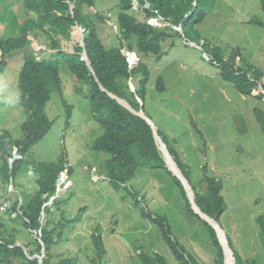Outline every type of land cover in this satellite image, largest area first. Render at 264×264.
I'll use <instances>...</instances> for the list:
<instances>
[{"label":"rangeland","instance_id":"obj_1","mask_svg":"<svg viewBox=\"0 0 264 264\" xmlns=\"http://www.w3.org/2000/svg\"><path fill=\"white\" fill-rule=\"evenodd\" d=\"M203 2L206 15L194 27L200 38L198 45L188 41L193 33L188 40L176 38L172 47L171 41L165 40L159 61L153 55L139 56L149 71L142 113L189 167L192 183L202 177L204 165L221 181L226 210L218 225L231 251L241 264H264L256 223L264 215V132L259 124L264 119V103L241 95L212 61L215 55L224 60L233 55L239 69H257L263 78L251 96L260 93L264 83V28L251 21L264 24V0ZM118 4L119 0H93V8L84 11L98 40L107 48L118 45ZM13 10L22 14L20 5L15 4ZM95 13L104 20L97 19ZM148 23L165 26L159 17ZM10 35L0 27V37ZM79 35L75 28L69 41L61 40L62 49L71 51ZM29 39L31 44L24 52L6 56V67L0 74V130L8 131L13 139L22 138L24 110L18 103V73L23 56L30 49L39 57L49 42L41 35ZM159 77L162 92L156 90ZM61 78V93H52L45 106L50 128L30 148L15 178L26 192H34L36 176L29 166L36 168L55 162L60 155L66 157L69 173L60 177V189L54 197L62 201L64 219L78 220L64 229L63 240L53 247L54 260L73 257L77 264H139L138 248H142L162 255L167 264H177L158 228L141 216L139 208L144 207L152 215L167 219L175 239L199 264H213L215 251L206 229L186 214L179 190L165 170L139 167L134 178L118 190L111 186L105 169L110 156L91 149L103 129L91 118L85 93L74 91L78 84L72 76L61 72ZM129 192L136 194L139 206L134 205ZM95 228L105 249L101 260L90 239Z\"/></svg>","mask_w":264,"mask_h":264},{"label":"trees","instance_id":"obj_2","mask_svg":"<svg viewBox=\"0 0 264 264\" xmlns=\"http://www.w3.org/2000/svg\"><path fill=\"white\" fill-rule=\"evenodd\" d=\"M16 1L21 2L23 15L33 11L34 16L24 15L19 22L11 10V5L0 0V27L11 32V36L0 38V74L6 67L7 55L24 51L29 46L30 34L34 37L39 33L44 35L49 40L47 50L51 53L37 60L34 52L29 49L23 56L18 73V103L24 110V120L20 125L22 138L13 139L8 131L0 130V203L2 200L8 202L7 209L0 214V264H38L37 259L29 258L34 256H42V264H77L73 257L54 260L52 249L63 240L66 234L64 229L77 223L78 217L63 218V211L60 209L62 201L59 197L54 198L51 205H46L56 193L59 175L65 171L67 175L69 173L66 157L60 155L55 162L41 163L36 168L29 166L36 176L34 192H26L15 181L30 148L50 128L45 106L52 93H61V72H68L78 84L74 86L75 92L85 93L91 118L103 129V134L93 142L91 149L110 156L105 162V169L111 186L118 190L134 178L139 167L165 170L179 190L186 214L197 219L206 229L215 251L213 264H225L214 226L201 220L193 212L180 181L167 169L157 150L150 126L108 96L109 93L126 101L135 112L142 111L149 71L139 56L153 55L159 61L162 57L161 44L165 40L171 41L169 46L172 47L173 40L191 39L193 33L192 40L188 41L198 45L200 38L194 27L206 15L203 0H119L116 20L118 45L110 48L100 43L93 24L91 25L84 12L85 9L93 8V0ZM133 1L137 4L136 9H133ZM70 5H73L71 11ZM95 15L97 19L104 20L97 13ZM158 17L165 26L153 27L148 24L149 19ZM251 23L264 28V24L259 21ZM73 26H79L83 31L84 49L77 44L73 47V53L69 54L62 50L60 42L69 41ZM174 27H180L182 34L174 30ZM83 50L89 66L80 56ZM124 51L134 53L138 62L129 65ZM215 57L212 61L220 68L221 76L230 81L241 95L264 103V83L260 85V93L251 96L263 78L260 71L251 69L250 66L246 70L239 69L233 55L225 60L218 55ZM130 82L133 91L129 87ZM156 90H164L161 77L157 79ZM255 113L258 118L257 110ZM259 124L264 132V119H260ZM156 133L189 184L199 211L218 224L226 210L221 194V181L211 176L204 165L202 177L192 183L189 167L180 160L175 151L169 149L157 131ZM14 154L17 158L9 163L8 160L13 159ZM28 170L29 168L26 172ZM10 185L12 192L8 191ZM129 193L133 197L134 205L139 206L136 194ZM139 212L158 228L163 243L177 264H199L175 239L165 217L152 215L144 207L139 208ZM256 223L264 248V215L258 217ZM90 239L98 260H101L105 249L99 229L95 228ZM138 250L139 264H167L165 258L158 253L150 254L142 248ZM233 257L235 264H241L235 253Z\"/></svg>","mask_w":264,"mask_h":264},{"label":"water","instance_id":"obj_3","mask_svg":"<svg viewBox=\"0 0 264 264\" xmlns=\"http://www.w3.org/2000/svg\"><path fill=\"white\" fill-rule=\"evenodd\" d=\"M176 30L179 33H181V29L179 27L176 28ZM81 36H82V34H81V30H80V37ZM82 42H83L82 40L77 41V43H79L81 46H82ZM81 57L86 62V64L89 66V62L87 60V57H86V54H85L84 51L82 52ZM129 86H130V89L133 91L134 90L133 86L130 85V84H129ZM108 96L113 98V99H115L121 106H123L124 108L128 109L133 114H135L138 117L142 118L150 126V128L152 130L153 138H154V141H155V145L157 147V150L159 151V153H160V155H161V157H162L167 169L180 181V183H181V185H182V187H183V189L185 191V194H186V196H187V198H188V200L190 202V205H191V207L193 209V212L195 214H197L199 216V218H201V220L206 221L209 224L214 226L218 242H219V244L221 245V248H222L224 263L225 264H230V263L227 262V259H226V252L228 251L230 253V256H231V264H235L233 253H232L231 249L229 248V246L227 244V240L225 238L224 232L222 231L220 226L213 219H211L208 216H206L203 213H201L199 211V209L197 208V206L195 205V203H194V195H193V192H192L189 184L187 183V181L185 180V178L181 174V172L178 169L177 165L174 163V161L169 156V153L167 151V148H166L165 144L162 142L160 137L157 135L156 130H155L154 126L152 125V123L147 119V117L142 113L141 110L139 112H135L133 109L130 108V106L127 104L126 101H124L122 99H119V98H116L112 94H108ZM160 146H162L163 150L160 148ZM166 158H168V160L172 163V165H173V167L175 169L174 171L170 168ZM24 252L26 253L25 249H24ZM29 258H35V259H37L38 264H42V256H34V257H29Z\"/></svg>","mask_w":264,"mask_h":264},{"label":"clouds","instance_id":"obj_4","mask_svg":"<svg viewBox=\"0 0 264 264\" xmlns=\"http://www.w3.org/2000/svg\"><path fill=\"white\" fill-rule=\"evenodd\" d=\"M6 1V3L7 4H10L11 5V10L14 12V10H13V6H15V4H17V5H20L21 6V2H18V1H16V0H11V2H9L8 0H5ZM133 2H135V1H133ZM132 2V4H133V6H136L137 4H136V2H135V4ZM147 7V6H146ZM72 8H73V5H70V11L72 10ZM21 9H22V6H21ZM15 13V12H14ZM16 14V13H15ZM34 14V12L33 11H28V12H26L24 15H26V16H34L33 15ZM23 15V10H22V14H20V15H17L16 14V17H17V19H18V21L19 22H21V20H22V16H24ZM160 18V17H159ZM152 19H156V18H152ZM152 19H149V20H152ZM161 19V18H160ZM148 22V21H147ZM148 24H150V23H148ZM151 25V24H150ZM152 26V25H151ZM78 29L79 30V32H80V30H81V34H82V36L80 37V35H79V38L80 39H76L77 41H79V40H82L83 41V31H82V29L79 27V26H73L72 27V29H71V33H72V31H74V29ZM178 28V27H177ZM180 28V27H179ZM3 30H4V28H2ZM181 29V28H180ZM174 30H176V28L174 27ZM5 31V30H4ZM6 31H7V33L8 34H11V32L9 31V29H6ZM177 31V30H176ZM36 32H38V31H36ZM178 32V31H177ZM180 34H182V32L180 33ZM41 34L39 33L36 37H34L33 35H29L28 36V40L30 41V39H29V37L30 38H32V39H34V38H36V39H38L39 38V36H40ZM11 36V35H10ZM41 36H43L44 37V35H41ZM6 37H8V36H6ZM70 37H71V34H70ZM0 38H5V37H0ZM76 41V42H77ZM31 44V43H30ZM29 44V45H30ZM79 45V46H81L79 43H75V45ZM83 49H84V44H83V42H82V46H81ZM63 50V49H62ZM21 51V50H20ZM32 51V50H31ZM43 51H47V48L45 49V50H43ZM64 51V50H63ZM84 51V50H83ZM82 51V52H83ZM24 52V51H23ZM34 52V51H33ZM66 53H69V54H72L73 53V48H72V50L71 51H69V52H67V51H65ZM82 52H81V54H82ZM85 52V51H84ZM16 53H19V52H16ZM16 53H13V54H16ZM35 53V52H34ZM124 53H125V58H126V61L128 62V64L129 65H134V64H136L137 62H138V59L136 58V55L134 54V53H129V52H125L124 51ZM13 54H9V55H13ZM39 57H36L35 56V54H34V56H35V58L37 59V60H39L40 59V57H42L43 55H45L46 53L44 52V53H41V51L39 52ZM81 54H80V56H81ZM9 55H7V56H9ZM131 56H132V59H131ZM82 58V57H81ZM83 59V58H82ZM87 65V64H86ZM88 66V65H87ZM131 83V82H130ZM132 84V83H131ZM133 86V85H132ZM130 87V86H129ZM134 89V88H133ZM109 94V93H108ZM17 157H16V155L14 154V157H13V159H9L8 160V162L10 163L11 161H13L14 159H16ZM62 175H65V178L67 177V172L65 171V172H63V173H61L60 175H59V178H58V180H57V184H56V192H58V190L60 189V185L61 184H58L59 182V180H60V177L62 176ZM9 187H11L12 188V186L10 185ZM56 194V193H55ZM55 196V195H54ZM54 198H56V197H52V199L50 200V201H52ZM49 201V202H50ZM2 202H6V201H4V200H2L1 201V203ZM48 202V203H49ZM1 203H0V205H1ZM8 203V202H7ZM48 203H46V205H48ZM52 203V202H51ZM49 206V205H48ZM2 214V213H1Z\"/></svg>","mask_w":264,"mask_h":264},{"label":"bare ground","instance_id":"obj_5","mask_svg":"<svg viewBox=\"0 0 264 264\" xmlns=\"http://www.w3.org/2000/svg\"><path fill=\"white\" fill-rule=\"evenodd\" d=\"M131 58H132V56H131ZM160 148L163 150L162 146H160ZM166 159H167V162H168L170 168L174 171L175 169H174L172 163L168 160V158H166ZM226 259H227V262L231 264V256H230V253L228 251L226 252Z\"/></svg>","mask_w":264,"mask_h":264},{"label":"built area","instance_id":"obj_6","mask_svg":"<svg viewBox=\"0 0 264 264\" xmlns=\"http://www.w3.org/2000/svg\"><path fill=\"white\" fill-rule=\"evenodd\" d=\"M8 203L2 202L0 205V214L3 213L7 209Z\"/></svg>","mask_w":264,"mask_h":264}]
</instances>
